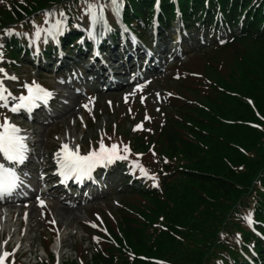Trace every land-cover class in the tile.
Instances as JSON below:
<instances>
[{"label": "trees", "instance_id": "trees-1", "mask_svg": "<svg viewBox=\"0 0 264 264\" xmlns=\"http://www.w3.org/2000/svg\"><path fill=\"white\" fill-rule=\"evenodd\" d=\"M119 1L123 23L143 31L154 0ZM205 1L206 8L204 0H178L181 19L186 27L225 34V43L209 51L210 70L223 57L229 61L200 91L187 90L191 96L160 127L158 183L146 180L126 193L117 224L107 221L109 234L85 264H264V0ZM160 5L165 17L172 15L170 0ZM84 6L81 0H0V38L13 29L0 42L2 54L17 57L18 45L30 50L32 21L45 11L63 10L65 28H73ZM149 145L143 134L133 136L134 152L145 154Z\"/></svg>", "mask_w": 264, "mask_h": 264}, {"label": "rangeland", "instance_id": "rangeland-1", "mask_svg": "<svg viewBox=\"0 0 264 264\" xmlns=\"http://www.w3.org/2000/svg\"><path fill=\"white\" fill-rule=\"evenodd\" d=\"M104 3H108L109 0H101ZM103 4V3H102ZM105 15L107 14V10L104 9ZM86 21V20H85ZM51 22V20H50ZM87 22V21H86ZM44 26V25H43ZM181 29V28H180ZM172 31H169L165 33L166 36V42H170V39L168 36L173 38V36L177 33L178 25L175 23L173 27L171 28ZM183 38V36L181 35ZM192 37V36H191ZM195 37V35L193 36ZM185 40H188L186 37L184 38V46L191 45L192 48L198 47L196 42H190ZM175 50V55H178L175 58V55H170L167 57L169 60H167V63L171 66L169 69L161 72L157 79L148 86H142L139 89H136L133 87L132 90L126 91V92H117V93H109V94H100V95H94L90 94L87 99L88 109H84V111L78 109V107L74 108V113L76 114V118L78 116L77 121L75 122L73 117L68 119V122L66 124L62 123L61 120L56 124V126H48V134L47 129L45 127L38 128L39 136L37 139L41 141V144H39L38 149L42 153H45V155L50 154V151L55 150L56 148H60V145L62 141H66L65 143H68L71 148H75L77 145L79 146V151L81 154L86 153L88 150L86 149V142L89 138L94 137L95 135H98L99 132L107 131L111 125H114L115 122L118 123V120L122 117L125 118L127 116L126 124L127 128L131 129V118L128 113L129 109L134 111L135 115L137 116L140 114L139 117H141V120L144 122L143 125L141 124V128H149L145 130L147 132V136L151 137L153 140L156 134V129H158V125L161 124V122L164 120V118L168 115L170 112V109L168 108L170 103L169 95L166 92L168 89V83L166 81H163L164 79L171 80L172 83L177 84L175 88V94L179 97V100L184 96H191L188 91H200L201 85L200 83L204 79L214 80L217 76V72H219L223 66L225 65V62L227 63L229 61V58L223 57V61L219 64H217L214 68V70H210V67H208L209 62L208 58L210 55V52L206 53V55L203 57V55L198 54L196 56L190 55L191 48H182L179 45H176L172 48ZM189 53V54H188ZM188 54V55H187ZM187 55V57L184 60V57ZM217 59V58H216ZM218 60V59H217ZM183 61V62H182ZM185 64L183 67L180 68V65L182 63ZM0 65H3V61H0ZM210 65H212V61H210ZM214 67V65H212ZM182 69L186 71L185 73V80L179 82L180 77V70ZM32 71V72H31ZM10 71L4 70L3 74H6V76H13V74L9 73ZM29 73L28 75L31 76L33 73L36 72V70L21 68L16 71V73L22 74L21 80H24V73ZM176 74H178L176 76ZM52 77V75H51ZM178 77V80L176 79ZM184 79V78H183ZM11 79H3L2 83L4 84V87H7V91L14 95L13 90H18L20 87H17L15 85H12L10 82ZM52 79L50 78L49 83H52ZM22 82V81H21ZM180 84L179 87H177ZM172 85H169V88H172ZM198 87V89H197ZM135 89V91H134ZM188 90V91H187ZM94 97V99L91 101V103H88L89 98ZM141 97H143V102L141 101ZM196 95H194L193 98H195ZM76 105V104H75ZM135 105H138L136 107ZM4 117H7L9 122L10 117L5 115L3 113V110L0 112V121L3 120ZM147 117V119H146ZM42 121V120H40ZM88 124V127L85 125ZM148 124V125H147ZM152 124V125H150ZM86 126V127H85ZM23 126L18 127L19 129ZM155 127H157L155 129ZM55 128H58L55 130ZM151 128V129H150ZM141 129L140 131H142ZM57 131V132H56ZM121 131V130H120ZM130 131V130H129ZM132 131V130H131ZM125 132V131H124ZM139 133V132H138ZM20 135L23 134V131L20 129ZM72 134V135H70ZM127 134V133H126ZM133 134V132L131 133ZM70 135V136H69ZM70 141V142H67ZM81 147V149H80ZM85 147V148H84ZM151 155L156 156L157 151L152 150ZM147 157V165L151 166L154 164V161L152 160V157ZM42 158L41 160H43ZM149 161H153L150 163ZM113 179H115V186L114 188H118V181L116 175L112 176ZM113 185V184H112ZM108 190V189H107ZM110 193V192H109ZM102 197L95 201L86 202L82 204H78L75 208H73L74 212H79V216L77 219L66 218L61 217L58 214L59 208L62 204L55 205L54 208H50L48 210H37L34 209L32 216L34 218L32 219V227H34V230H32L30 227L23 226L20 235H24L26 239V244L32 243V251L36 252V255L45 256L43 252L41 251V247L45 245V238L43 236H47V230L46 226L50 225L51 228L54 230V227L59 230V236L64 237V250L60 253L61 258H74V250L76 247V244L79 242H86L87 240L86 236L82 233V228L84 224H87L89 221L88 218H92L93 214L98 215V213L103 214L110 210H113L115 212L116 208L118 207V195L114 191L112 194H109V197ZM120 203V202H119ZM54 221V223H52ZM15 229L14 227H12ZM1 234V231H0ZM16 238V236H15ZM14 238V239H15ZM7 238H3L0 242V251H3V246L5 244ZM46 246V245H45ZM53 248V245L52 247ZM26 249V248H25ZM12 254H14V251H12ZM25 262H28L30 260V264L34 262L33 257L30 258L28 255H25L24 259H22ZM7 259L5 261V264L7 263Z\"/></svg>", "mask_w": 264, "mask_h": 264}, {"label": "snow or ice", "instance_id": "snow-or-ice-1", "mask_svg": "<svg viewBox=\"0 0 264 264\" xmlns=\"http://www.w3.org/2000/svg\"><path fill=\"white\" fill-rule=\"evenodd\" d=\"M23 2V0H21ZM84 3L85 12L89 19V31L88 36L92 37L93 33L91 31V26L96 23H100L107 30V24L104 18L105 7H111L113 14H117L118 0H109L108 5H103L96 0L94 3H89L88 0H81ZM44 26H37L33 23L34 31L31 33V42L34 44L41 36L55 37L64 30V21L66 16L61 10L59 13L56 11H45L43 13ZM59 17L58 19L56 17ZM53 18L50 22L49 18ZM5 35H12L13 29L8 28L4 30ZM28 35V34H25ZM2 58V54H0ZM4 73V69L0 68V74ZM5 79L16 80L15 76H4ZM21 87L25 90L24 93L19 96H12L7 89L0 84V108H6L12 113H17L20 110L30 112L34 107L38 106V103L44 105L47 104L48 99L51 98L52 93L47 89L43 88L41 85L33 81L31 84L24 83ZM142 85H136V88H141ZM135 91V89H134ZM94 97H90L88 103ZM11 101V103H9ZM143 102V97H141ZM85 109H88V104L82 105ZM147 119V117H146ZM141 128L140 124L135 125V129ZM20 129L9 122L7 117H4L2 122H0V157L4 161L9 163L20 164L25 159V154L27 152V145L25 144V137L20 135ZM121 152L123 154H121ZM129 148L127 145H117L116 143H111L105 145L103 140L98 141V147L95 149L89 147V150L81 154L79 151V146L71 148L68 143H61L60 148L56 153L53 154V158L57 165V174L62 178L61 183L65 182L68 177H74L76 181L84 178H90L92 171L97 166H106L113 163L114 160L127 159V154ZM139 156L140 154H136ZM132 168H138L140 175L145 178H151L153 181V186H155V174H150L147 170L139 165L137 161H129ZM17 175L13 167H6L5 164L0 163V198L5 195H10L12 190L17 186ZM40 204V201L37 197ZM246 222L251 226V215L248 214L244 217ZM54 223V221L52 222ZM95 227V225H93ZM93 239H97L94 237ZM15 251V249H13ZM10 256L7 251H0V264H5L6 258ZM155 264H163L161 261H155Z\"/></svg>", "mask_w": 264, "mask_h": 264}, {"label": "bare ground", "instance_id": "bare-ground-1", "mask_svg": "<svg viewBox=\"0 0 264 264\" xmlns=\"http://www.w3.org/2000/svg\"><path fill=\"white\" fill-rule=\"evenodd\" d=\"M131 59L130 58H127V61L129 62ZM121 87H126V88H128L129 86L128 85H124V84H121ZM58 95H61L60 93H58ZM56 102H58V100L55 98L54 100H53V103H56ZM65 116H64V122H66L67 121V115H69V116H74V110H73V107H71L68 111H66L65 112V114H64ZM32 133H34V134H37V131H35V130H32ZM70 135H72V134H70ZM40 155H41V153H39V152H36V156L37 157H40ZM48 166H50V162H47V163H45V167H48ZM48 180V177H46V178H44L43 179V181H47ZM73 207L74 206H66V205H64V206H61L60 208H59V211H58V214H59V216H61V217H66V218H71V217H73L74 219H77L78 217H79V212L77 213V212H74V210H73ZM31 213H32V210H30L29 211V213H28V217L30 218V219H32L31 218ZM14 234V233H13ZM13 234L11 235V236H13Z\"/></svg>", "mask_w": 264, "mask_h": 264}]
</instances>
